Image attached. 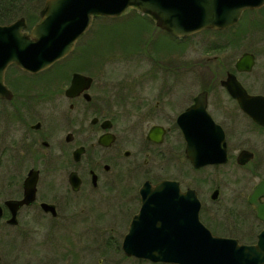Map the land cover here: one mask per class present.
<instances>
[{"label": "flooded vegetation", "instance_id": "obj_1", "mask_svg": "<svg viewBox=\"0 0 264 264\" xmlns=\"http://www.w3.org/2000/svg\"><path fill=\"white\" fill-rule=\"evenodd\" d=\"M23 1L0 0V25L24 17L31 31L46 1L42 9L35 0ZM140 14L143 35L132 46L100 52L102 30L92 33L95 18L75 49L52 66L38 72L8 66L10 92L0 98V264H177L125 248L144 205L141 189L164 180L197 192L199 218L215 236L258 243L264 221L250 196L264 181V5L245 9L226 29L186 37ZM131 64L137 67L131 70ZM190 108L198 126L196 149L223 148L226 161L195 166L187 156L179 118ZM211 122L223 130L219 147L209 139L215 135ZM184 165L197 173L241 170L246 213L260 227L256 239L244 242L226 231L231 220L244 229L234 211L214 212L223 182L212 186L208 208L198 187L163 173ZM190 199L172 196L148 206L182 215L193 206L184 203Z\"/></svg>", "mask_w": 264, "mask_h": 264}, {"label": "water", "instance_id": "obj_2", "mask_svg": "<svg viewBox=\"0 0 264 264\" xmlns=\"http://www.w3.org/2000/svg\"><path fill=\"white\" fill-rule=\"evenodd\" d=\"M262 5L264 0H46L40 20L31 31L25 30L24 17L0 25V98L7 97L10 92L5 84V73L10 64L30 72L52 66L75 49L78 39L98 16L117 18L128 8L136 7L142 14L155 17L163 29L186 37L203 29H226L237 23L245 9ZM191 112L192 108L179 118L188 140L187 156L195 166L226 161L223 148L209 150V153L196 149L194 134L198 126L192 121ZM201 126L203 134L200 135H206L205 125ZM209 130H214L215 134L209 135V139H216V147H219V141L224 139L223 130L213 122L209 124ZM141 194L144 205L134 218L125 241L129 253L177 264H264V230L254 245L215 236L199 218L201 203L195 190L182 192L178 182L164 180L155 187L146 183ZM151 195L154 197L150 198ZM262 195L264 181L250 196L257 215L264 221V202L259 201ZM172 196H191L193 199L184 200V203L193 206L184 207L182 215L178 212L167 216L162 213L164 207L148 206L164 200L170 202ZM176 210L181 211L180 208Z\"/></svg>", "mask_w": 264, "mask_h": 264}, {"label": "rangeland", "instance_id": "obj_3", "mask_svg": "<svg viewBox=\"0 0 264 264\" xmlns=\"http://www.w3.org/2000/svg\"><path fill=\"white\" fill-rule=\"evenodd\" d=\"M28 1L29 0H25L21 4H29ZM45 1L46 0H35V3L38 4L39 9H42ZM113 19L117 20L111 21ZM144 21L145 17L143 18L140 12L137 13L136 9L131 7L128 8L124 15L119 16L118 18H108L102 16L97 17L93 25L92 33L95 34L96 30L100 28L102 30L101 37L97 42L100 52H107L112 49L113 46L119 44L131 43L132 46L139 43L143 35ZM88 35H90V33ZM191 43L192 42L190 40L184 57H191ZM186 60L189 59L184 58V61ZM135 61L140 62L138 59ZM140 66L143 67V64H141ZM135 67L137 66L131 64V70ZM157 170L159 171V169ZM163 173H166L168 176H178L183 180L185 185L198 187L200 195L208 208L211 206L210 194L213 189L212 186L216 183L223 182V197L215 203L214 212L216 211L217 213L218 211H220L221 213L225 211V209L234 211L236 214V216L233 214V216L236 218L234 220L241 224L244 229L241 228L237 230L236 224L233 222V220H231L230 222L227 221L226 231L229 233H234L231 235L238 236L244 242H249L256 239V233L260 230V227H258V220H256L249 212V215H247L246 213L245 203L243 199L246 189L243 185L244 174L241 172V170L232 167H229L224 171L223 169L218 170L206 168L197 173L190 170V167L184 165L182 168H180V166L173 169L167 168L166 172ZM223 177L226 179V181L223 180ZM243 190L244 194L242 193ZM210 213L211 212H209L208 214Z\"/></svg>", "mask_w": 264, "mask_h": 264}]
</instances>
